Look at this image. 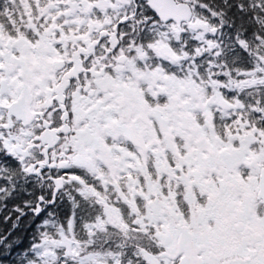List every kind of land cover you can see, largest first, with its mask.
<instances>
[{"label":"snow or ice","instance_id":"snow-or-ice-1","mask_svg":"<svg viewBox=\"0 0 264 264\" xmlns=\"http://www.w3.org/2000/svg\"><path fill=\"white\" fill-rule=\"evenodd\" d=\"M0 264H264V0H0Z\"/></svg>","mask_w":264,"mask_h":264}]
</instances>
